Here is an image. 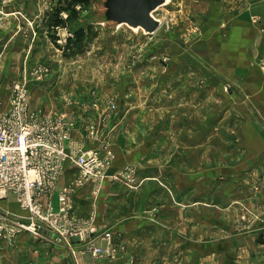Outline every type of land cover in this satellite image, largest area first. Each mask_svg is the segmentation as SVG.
<instances>
[{"label": "rangeland", "instance_id": "374dc122", "mask_svg": "<svg viewBox=\"0 0 264 264\" xmlns=\"http://www.w3.org/2000/svg\"><path fill=\"white\" fill-rule=\"evenodd\" d=\"M103 1L64 9L67 0H0V33L15 29L1 46L7 102L14 83H24L31 108L75 116L79 135L100 143L111 165V136L129 133L145 137L159 180L169 164L183 180L195 174L193 226L178 204V219L162 225L177 247L162 249L158 264H264V165L250 167L248 154L264 149V138L256 141L264 137V0H168L153 13L161 21L154 33L100 22ZM77 29L84 39L75 46ZM94 102L99 114L85 111ZM125 167L139 176L138 165ZM22 239L3 262L39 264L43 242L25 249Z\"/></svg>", "mask_w": 264, "mask_h": 264}, {"label": "crops", "instance_id": "0c3cea01", "mask_svg": "<svg viewBox=\"0 0 264 264\" xmlns=\"http://www.w3.org/2000/svg\"><path fill=\"white\" fill-rule=\"evenodd\" d=\"M4 30H10V33L8 35H6V32L0 33V104L3 105L7 104L8 98L6 95L8 94V86L5 79H3V54L1 46L5 44V42L12 40L13 34L11 31L15 29L7 27ZM11 42L12 41L9 42L10 45ZM247 80H249V78H247ZM260 92L261 91H258V93ZM253 107H256V105ZM33 110L51 114L43 109ZM80 125L81 122H79L78 130L75 131L72 136V149L76 152L92 149L101 153L100 149L102 146H100V143L87 141L83 135H79ZM116 136H111V143L115 145L112 146L117 150V155L113 164L106 171L105 177L88 180L83 186L78 188L74 195L76 214L79 218L91 221L100 233L106 230H112L114 232L117 242L116 255L113 258L105 257L98 260L93 259L92 261L82 264H158L157 256L162 254V249H166L164 251L169 254L171 253V249H176L177 247V245L174 246L175 242L178 243L174 231L170 230L171 227L169 229H164L162 225H170L172 221L178 219L173 213V210L178 209V204L184 205L185 207L182 211H184L183 213L186 215V226H188V222L190 227L193 226V215H190V211L192 213L191 207H193L195 203L194 189L197 190L195 187V174L185 171V178L183 180L181 175H179L181 174L179 170L169 164V172L164 177L159 176L161 181L158 179V175L161 174L159 171H162V169H159V160L155 159L156 156H150L148 154L150 152L148 149L151 148L149 144L144 145V143H140L146 142V140L142 138L144 136L140 137L137 134L136 137H134L129 133L123 136ZM263 138V136L259 135L256 141L262 140ZM97 141L99 142L102 140L97 139ZM150 141H155V139H150L147 142ZM143 153L146 154L143 156ZM248 154L250 158L255 160L250 161V167H253L255 164L257 168L260 169L261 166L264 165L263 147H255L249 150ZM151 159L154 160L151 161ZM127 164L139 166L137 173L139 176H136L135 185H131L126 178L118 177L119 172L123 170L124 166ZM258 165L261 166L258 167ZM259 172H261V169ZM77 174L78 171L75 167L69 168L66 175L59 181L58 186L61 187L71 180H74ZM199 175L200 174H198V177ZM203 180L204 179H201V182H203ZM197 181H199V179H197ZM211 181L206 178L204 182L210 183ZM238 182L241 181H237V183ZM236 186L237 184L234 188ZM235 189L238 188L236 187ZM181 191H184V193H181ZM179 193L181 195L180 197H178ZM182 195H184L183 198ZM42 200L46 203L48 201L56 203V192L50 196H44ZM199 201L203 203L204 200L199 199L198 203ZM2 212H8L11 216L23 213L12 193H0V213ZM262 217L264 218V213ZM256 222L258 223L259 221ZM256 229L253 230L255 231ZM23 236L27 239V245L24 246L25 249H33V247H30L36 245L38 239H35L32 234L22 232L17 237L19 245L23 240ZM90 237L91 234H88L87 239ZM186 239L188 238L186 237ZM86 241L75 237L72 239V246L70 247L65 244L54 243L51 239L43 240L41 243L43 242L44 245H41L40 249H47V255L45 257V254H43V258L41 257L42 261L39 264H77L76 259L79 261L81 258L82 261L84 257L83 254L86 248ZM97 243L105 245L103 241ZM19 245L1 240L0 264H3V261L6 259H14L13 255L16 254L14 252H16V249H19ZM259 248V246H256L253 249ZM72 249H74L75 254Z\"/></svg>", "mask_w": 264, "mask_h": 264}, {"label": "built area", "instance_id": "2783aa9c", "mask_svg": "<svg viewBox=\"0 0 264 264\" xmlns=\"http://www.w3.org/2000/svg\"><path fill=\"white\" fill-rule=\"evenodd\" d=\"M40 71L50 70L46 67ZM30 102L28 86L14 83L9 102L0 104V193H12L23 211L12 216L0 213V241L14 244L20 233L27 232L38 240L51 239L71 247L76 237L87 240L84 257L80 262L76 259L77 264L115 257L114 232H98L91 221L77 216L74 203L76 191L85 182L105 177L111 159L101 157L97 150L74 151L72 136L79 128V120L67 112L52 116L33 110ZM85 111L99 114V104L94 102ZM88 128L92 133L98 131L93 120ZM71 167L78 174L59 187V181ZM118 177L126 178L132 185L136 181L135 169L125 167ZM54 192L56 203L42 200ZM88 234L91 237L87 239ZM100 241L105 245L97 243Z\"/></svg>", "mask_w": 264, "mask_h": 264}, {"label": "water", "instance_id": "95a60500", "mask_svg": "<svg viewBox=\"0 0 264 264\" xmlns=\"http://www.w3.org/2000/svg\"><path fill=\"white\" fill-rule=\"evenodd\" d=\"M168 0H104L103 23L126 24L134 29L142 28L147 33H154L161 21L154 16V11Z\"/></svg>", "mask_w": 264, "mask_h": 264}, {"label": "trees", "instance_id": "16d2710c", "mask_svg": "<svg viewBox=\"0 0 264 264\" xmlns=\"http://www.w3.org/2000/svg\"><path fill=\"white\" fill-rule=\"evenodd\" d=\"M68 1V6L65 7L64 9H67L69 6H72L71 4L74 3V2H79V3H85L87 0H67ZM62 21H60V18L59 19H56V21L54 20V23L56 24H60ZM84 37V29H77L76 32H75V39L74 41L72 42V37H70L68 39V43L67 45H70V42H72V44L75 46L77 45L78 42H81L83 41V38ZM264 243V241H262Z\"/></svg>", "mask_w": 264, "mask_h": 264}, {"label": "bare ground", "instance_id": "6f19581e", "mask_svg": "<svg viewBox=\"0 0 264 264\" xmlns=\"http://www.w3.org/2000/svg\"><path fill=\"white\" fill-rule=\"evenodd\" d=\"M138 29V28H137Z\"/></svg>", "mask_w": 264, "mask_h": 264}]
</instances>
